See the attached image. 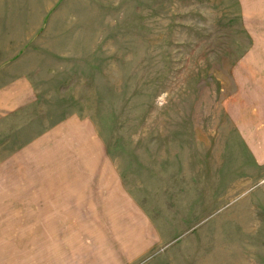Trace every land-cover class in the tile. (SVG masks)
<instances>
[{"label":"rangeland","instance_id":"374dc122","mask_svg":"<svg viewBox=\"0 0 264 264\" xmlns=\"http://www.w3.org/2000/svg\"><path fill=\"white\" fill-rule=\"evenodd\" d=\"M18 6L28 24L0 21V264H63L83 223L54 222L53 194L110 172L158 237L127 264H264V0Z\"/></svg>","mask_w":264,"mask_h":264},{"label":"crops","instance_id":"0c3cea01","mask_svg":"<svg viewBox=\"0 0 264 264\" xmlns=\"http://www.w3.org/2000/svg\"><path fill=\"white\" fill-rule=\"evenodd\" d=\"M20 1L23 2V0ZM11 7L15 6L11 5ZM6 8L7 0H0V21L3 28L7 17L11 14L14 16L10 17L9 22L23 21L25 16L28 24L29 14L24 12L23 8L20 11L18 6L16 12H14V8H10L8 11ZM3 32L0 29L1 40H3ZM109 175L111 177L108 178V182L101 184L100 190H96L94 184L89 188L88 184H85L79 190L70 187L67 189L69 193H65L63 197L53 194L54 206L63 201L59 206L61 216L53 218L54 222L83 223L79 228L80 237L78 238L72 239L71 232H64L65 236L71 239L62 240V246L68 248L65 250L67 253L65 255L68 258L66 261H62L63 264L132 263L149 247L158 243L157 234L151 231L146 216L144 222L140 224L144 214L142 209L135 205L133 198L125 192L123 184L112 181L113 173L110 172ZM52 192L55 193L57 190L48 194ZM39 201L40 196L34 199L35 203ZM53 215H55L54 211H52ZM29 216L25 220L26 222L32 221L35 217L39 219L48 215L36 214L32 215V219H29ZM10 230L13 231L15 228L13 230L10 228ZM25 231H22L23 237ZM8 236L10 237L11 234L9 233ZM18 238H22V236ZM26 258V254L18 255L21 264L26 263Z\"/></svg>","mask_w":264,"mask_h":264}]
</instances>
